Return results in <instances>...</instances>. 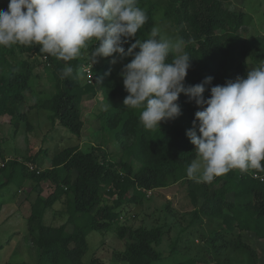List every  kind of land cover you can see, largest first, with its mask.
<instances>
[{"label": "trees", "instance_id": "16d2710c", "mask_svg": "<svg viewBox=\"0 0 264 264\" xmlns=\"http://www.w3.org/2000/svg\"><path fill=\"white\" fill-rule=\"evenodd\" d=\"M137 5L146 11L148 21L138 30L136 37L124 45L126 50L137 39L144 41L150 38L154 23L156 2L137 0ZM164 13L184 40V50L192 56L186 86L201 83L207 76L214 78L204 93L206 98L210 96L212 86L246 77L251 64L258 65L264 59V36L249 38L240 32L250 24L251 16L243 10L225 8L222 0H166ZM89 48L88 59L80 57L65 62L40 53V45L31 48L23 45L0 47V116L8 114L12 124H19L26 117L19 107L26 100V92L30 91L34 97L30 108L49 110L52 124L59 121L72 133L81 136L83 117L79 105L85 93L75 92V89L80 87V67L82 69L91 61L92 48ZM16 51L22 54L33 52L42 58L47 56V62L53 68L50 74L53 91L36 90L32 86L34 69L28 61L22 62L21 69L11 64L9 57ZM66 66L73 68V74L64 78L62 74ZM92 71L106 76L103 92L112 100L118 97L121 100L114 108L99 114L104 130L108 128L120 140L118 156H110L103 144L89 150L79 145L69 146L53 154L49 168L36 173L29 169L27 159H7L0 151L3 162L0 166V190L17 178L35 180L34 190L38 195L46 187L53 188L46 198L37 197L28 217L31 242L41 250L39 264H84L82 258L87 252V235L91 231L113 226L119 220L121 209L126 205L142 204L148 197V191L186 180L189 195L195 201H201L194 210L195 218L210 214L218 216L230 231L238 228L240 239L235 247L252 250L250 244L242 239L243 232H252L264 239V181L253 178L255 170L241 173L234 169L214 178L211 183H196L189 179L186 167L196 158V153L183 129L161 123V129L146 130L139 119L142 110L124 105L128 93L123 82L115 80L110 66L102 65L99 69L95 65ZM177 103L182 115L193 122L195 112L199 110L195 102H189L181 93ZM43 153L47 154V151L40 149L28 161ZM134 161L140 164L138 169L134 167ZM231 193L233 198H229ZM242 196L247 198L240 200ZM62 199L67 220L59 226L47 225L44 221L47 209ZM70 225L72 229H69ZM115 230L125 242V249L117 255L120 259L129 264H153L163 259V253L157 249L167 231L163 225L134 228L122 223ZM177 253L176 244L172 243L170 255ZM88 264L104 263L94 257ZM173 264H199V261L187 258Z\"/></svg>", "mask_w": 264, "mask_h": 264}, {"label": "clouds", "instance_id": "9594fccd", "mask_svg": "<svg viewBox=\"0 0 264 264\" xmlns=\"http://www.w3.org/2000/svg\"><path fill=\"white\" fill-rule=\"evenodd\" d=\"M147 21L137 0H9L7 10H0V47L40 45V53L65 62L80 58L90 46L92 64L100 57L111 58L112 64L133 57L120 73L128 93L123 103L142 110L139 119L146 130L161 129V122L182 114L181 93L198 106L193 127L186 131L196 153L186 167L189 179L211 183L234 169L264 173V63L246 77L212 86L206 98L214 78L186 86L192 56L182 38H166L153 26L150 38L125 49ZM72 74L66 66L62 76Z\"/></svg>", "mask_w": 264, "mask_h": 264}, {"label": "rangeland", "instance_id": "374dc122", "mask_svg": "<svg viewBox=\"0 0 264 264\" xmlns=\"http://www.w3.org/2000/svg\"><path fill=\"white\" fill-rule=\"evenodd\" d=\"M154 7L153 26L159 28L161 35L166 38H177V30L172 26L171 20L164 13L166 0H153ZM224 7L229 10L245 11L251 16L248 26L241 28L240 32L249 38H261L264 36V0H222ZM9 0H0V10H7ZM152 26V27H153ZM152 29V28H151ZM94 45L93 47H95ZM90 48L82 52L81 57L90 54ZM11 64L16 69L22 68V62L28 61L34 69L31 84L36 90L51 92L54 84L50 80L53 70L52 65L36 53H20L16 51L9 57ZM132 58L123 57L116 64L110 63L111 58H97L98 62L92 64L109 65L115 80L122 81L120 75L124 65ZM264 63V59L257 67ZM80 73L79 89L75 92L85 93L80 102V110L83 117V129L81 136L72 133L59 121L52 124L49 116L51 112L43 108H30L34 104V97L30 91L26 92V100L19 107V111L26 117L19 124H12L11 116L3 114L0 116V151L7 159L26 160L28 164L36 165L44 170L49 168V156L69 146L79 145L84 150H89L95 145L103 144L109 150L110 156H118L120 140L114 132L102 127L99 118L102 106L114 108L120 104V98L115 100L109 98L104 92V79L106 76L95 74L92 84H88L86 76ZM162 124L175 125L183 129L184 133L193 127V123L182 114L175 118L161 122ZM29 124V126H28ZM198 130V127L197 129ZM197 134L200 133L197 131ZM47 151L36 159L28 161V158L37 153L38 150ZM2 161L0 157V162ZM136 169L140 164L133 162ZM36 181L32 178H17L0 190V264H39L41 250L32 244L28 231V217L32 213V204L38 196L46 198L53 190L46 187L38 195L34 190ZM213 189V187H212ZM233 198V194L229 195ZM247 197H240L244 200ZM201 201H195L189 195L188 181L171 183L167 187L154 189L146 200L139 205H126L121 209L118 222L103 230H93L87 235L88 249L82 258L84 264L91 262L92 258H100L104 264H129L117 255L125 249V242L116 233V226L127 224L137 228L141 225L152 227L163 225L167 230L162 243L157 249L164 257L153 264H173L187 258H195L199 264H264V239L258 238L252 232H243L242 239L250 244L252 250L244 247H235L239 242L240 230L235 228L230 231L226 223H222L218 216L201 215L194 216L195 208L199 207ZM64 199L49 207L45 213L44 221L47 225L59 226L67 220ZM72 229V226H69ZM172 243L176 244V255L171 256Z\"/></svg>", "mask_w": 264, "mask_h": 264}, {"label": "built area", "instance_id": "2783aa9c", "mask_svg": "<svg viewBox=\"0 0 264 264\" xmlns=\"http://www.w3.org/2000/svg\"><path fill=\"white\" fill-rule=\"evenodd\" d=\"M43 59H45V61H47V56H43ZM83 72L86 74L87 79L89 82H92L94 80V74L92 71V64H87L84 65L83 67ZM3 162H0V166L2 165ZM29 168L33 171H36V173H40L41 170L39 168H37L35 165L33 164H29ZM253 178L258 179L260 181H264V173H260V172H253L252 173ZM149 193H151V191H149Z\"/></svg>", "mask_w": 264, "mask_h": 264}, {"label": "crops", "instance_id": "0c3cea01", "mask_svg": "<svg viewBox=\"0 0 264 264\" xmlns=\"http://www.w3.org/2000/svg\"><path fill=\"white\" fill-rule=\"evenodd\" d=\"M38 151H39V150H38ZM38 151H37V152H38ZM52 156H53V155L49 156V159H50V162H49V163H50V165H51V158H52ZM49 167H50V166H49Z\"/></svg>", "mask_w": 264, "mask_h": 264}]
</instances>
